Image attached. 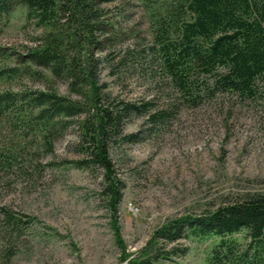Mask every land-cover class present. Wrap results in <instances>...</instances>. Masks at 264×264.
Segmentation results:
<instances>
[{
    "label": "rangeland",
    "instance_id": "1",
    "mask_svg": "<svg viewBox=\"0 0 264 264\" xmlns=\"http://www.w3.org/2000/svg\"><path fill=\"white\" fill-rule=\"evenodd\" d=\"M174 1L101 3V20L113 26L105 34L112 43L96 51L103 93L149 101L151 112L164 114L156 122L146 114L127 116L123 132L135 136L110 143L115 175L124 185L117 210L103 193V170L73 162L83 157L78 141L86 112L66 118L71 124L55 136L52 150L21 110L24 100L0 120V264H138L133 260L172 219L201 216L244 193L264 192V78L256 79L251 94H210L202 85L197 98L196 91L185 94L176 87L158 59L145 64L148 49L145 59L130 56L119 63L128 45H152L158 21ZM27 14L19 3L0 14V68L20 72L1 79L0 92H56L89 108L93 98L86 86L73 90L70 79L24 63V56L66 28L39 26ZM207 80L212 86L214 78ZM7 213L16 226L8 225ZM235 237L244 249L245 233ZM220 239L190 234L176 243L159 240L166 252L176 246L179 253L154 264H210Z\"/></svg>",
    "mask_w": 264,
    "mask_h": 264
},
{
    "label": "trees",
    "instance_id": "2",
    "mask_svg": "<svg viewBox=\"0 0 264 264\" xmlns=\"http://www.w3.org/2000/svg\"><path fill=\"white\" fill-rule=\"evenodd\" d=\"M106 1L110 0H0V14L8 13L19 3L27 7L29 19L37 25L66 27L61 36L50 35L46 45L30 51L23 61L49 69L56 77L70 79L73 90L86 86L93 98L85 109L56 92L27 91L23 96L2 91L0 120L20 108L18 103L24 100L21 110L28 113L30 124L39 130V136L52 150L55 136L71 124L66 118L86 112L78 141L83 157L73 162L77 167L103 170L102 190L115 211L122 201L124 185L115 175L110 143L117 137L130 140L135 136L123 132L127 116L146 114L156 122L164 114L151 112L153 105L149 101H124L103 93L105 85L99 83L100 58L96 51L105 50L106 42L112 40L105 34L113 26L101 20V3ZM175 1L172 10L159 19L152 45L136 49L128 45L123 48L119 63L130 56L145 59L143 52L148 49L145 64L151 65L158 59L173 84L185 94L196 91L197 98H202L199 94L202 85L207 86L210 94L218 90L251 94L256 79L264 78V0ZM116 51V48L109 50L107 57ZM18 73L16 68H0V80L16 77ZM211 77L212 86L207 80ZM6 220L9 226L17 225L9 213ZM239 233H245L248 241L244 249L235 237ZM190 234L221 238L213 248L210 264H264V192L244 193L201 216L172 219L157 230L153 241L133 262L154 264L169 259L179 253L178 248L174 246L166 252L157 246L159 240L164 244L176 243Z\"/></svg>",
    "mask_w": 264,
    "mask_h": 264
}]
</instances>
